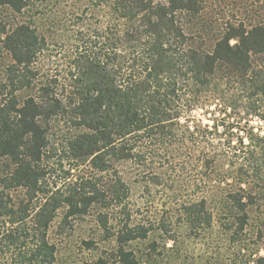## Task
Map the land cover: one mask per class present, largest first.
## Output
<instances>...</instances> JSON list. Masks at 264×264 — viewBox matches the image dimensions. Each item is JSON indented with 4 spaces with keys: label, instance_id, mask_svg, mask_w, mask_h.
Segmentation results:
<instances>
[{
    "label": "trees",
    "instance_id": "trees-1",
    "mask_svg": "<svg viewBox=\"0 0 264 264\" xmlns=\"http://www.w3.org/2000/svg\"><path fill=\"white\" fill-rule=\"evenodd\" d=\"M116 1L118 22L127 26L124 40L119 36L111 47L79 53L70 85L33 67L44 49L34 29L17 23L8 30L0 21V264H53L56 247L48 231L58 210L67 209L66 220L86 215L108 194L96 172L108 173L120 162L139 165L147 145L171 148L177 132L172 127L222 83L239 86L247 113L264 119V72L253 65V57L264 56L263 24L230 26L208 53L190 47L177 23L180 11L199 14L202 0ZM28 4L0 0L14 13ZM5 54L13 62L3 65ZM51 122L65 126L62 141L76 169L88 166L93 173L60 186L46 181L49 171L40 163ZM250 140L264 138L252 134ZM110 180L121 189L112 200L123 203L127 185L118 174ZM18 190L22 194L14 197ZM236 203L245 206L241 199Z\"/></svg>",
    "mask_w": 264,
    "mask_h": 264
},
{
    "label": "rangeland",
    "instance_id": "rangeland-1",
    "mask_svg": "<svg viewBox=\"0 0 264 264\" xmlns=\"http://www.w3.org/2000/svg\"><path fill=\"white\" fill-rule=\"evenodd\" d=\"M116 2L29 0L21 13L0 5V21L8 30L17 23L34 29L44 49L33 67L70 85L79 53L123 39L127 26L118 22ZM202 2L199 14L184 10L177 15L195 49L212 53L230 26L264 25V0ZM5 58L3 65L13 62L10 55ZM253 61L264 72V56ZM233 87L222 83L176 122L171 148L147 145L139 165L120 162L108 173L96 172L107 197L83 216L66 220L67 209L58 210L48 231L56 247L53 264H257L264 257V141L255 144L250 137L264 138V119L247 113L249 102L241 98L239 86ZM28 93L17 95L22 99ZM65 131L60 123H50L51 142L40 163L49 171L46 181L59 186L93 173L88 166L76 169L62 141ZM115 174L129 189L121 204L112 200V193L121 190L110 180ZM135 233L139 237L128 240Z\"/></svg>",
    "mask_w": 264,
    "mask_h": 264
},
{
    "label": "snow or ice",
    "instance_id": "snow-or-ice-1",
    "mask_svg": "<svg viewBox=\"0 0 264 264\" xmlns=\"http://www.w3.org/2000/svg\"><path fill=\"white\" fill-rule=\"evenodd\" d=\"M233 43H235V42H233Z\"/></svg>",
    "mask_w": 264,
    "mask_h": 264
}]
</instances>
